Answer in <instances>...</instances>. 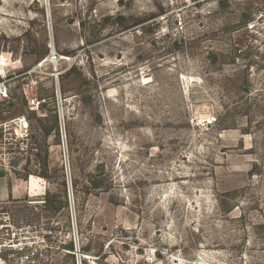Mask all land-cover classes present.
Listing matches in <instances>:
<instances>
[{
  "label": "rangeland",
  "instance_id": "obj_1",
  "mask_svg": "<svg viewBox=\"0 0 264 264\" xmlns=\"http://www.w3.org/2000/svg\"><path fill=\"white\" fill-rule=\"evenodd\" d=\"M0 77L44 264H264V0H0Z\"/></svg>",
  "mask_w": 264,
  "mask_h": 264
},
{
  "label": "built area",
  "instance_id": "obj_2",
  "mask_svg": "<svg viewBox=\"0 0 264 264\" xmlns=\"http://www.w3.org/2000/svg\"><path fill=\"white\" fill-rule=\"evenodd\" d=\"M262 16V14H260ZM248 25L253 27L252 22ZM176 27L182 29V21L177 22ZM48 59L53 63V71L56 72L55 62L57 60L55 51L50 49ZM10 85L5 79L0 80V99L9 96ZM45 99L31 97L29 105L34 109L44 103ZM59 116V123L60 114ZM11 127V135L15 138L27 136V124L25 119H15ZM7 202L0 199V264H44L42 248L50 247L49 240L45 241L44 235L35 225H21L13 218L7 209ZM50 232V231H49Z\"/></svg>",
  "mask_w": 264,
  "mask_h": 264
},
{
  "label": "trees",
  "instance_id": "obj_3",
  "mask_svg": "<svg viewBox=\"0 0 264 264\" xmlns=\"http://www.w3.org/2000/svg\"><path fill=\"white\" fill-rule=\"evenodd\" d=\"M0 80H1V77H0Z\"/></svg>",
  "mask_w": 264,
  "mask_h": 264
}]
</instances>
